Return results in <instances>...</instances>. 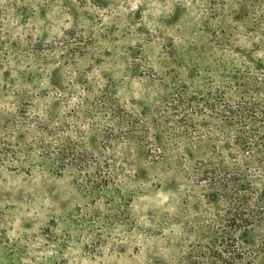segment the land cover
<instances>
[{
  "label": "rangeland",
  "instance_id": "1",
  "mask_svg": "<svg viewBox=\"0 0 264 264\" xmlns=\"http://www.w3.org/2000/svg\"><path fill=\"white\" fill-rule=\"evenodd\" d=\"M257 59L264 0H0V264H171L221 230L264 165Z\"/></svg>",
  "mask_w": 264,
  "mask_h": 264
},
{
  "label": "trees",
  "instance_id": "2",
  "mask_svg": "<svg viewBox=\"0 0 264 264\" xmlns=\"http://www.w3.org/2000/svg\"><path fill=\"white\" fill-rule=\"evenodd\" d=\"M263 146L264 61L257 59L254 65L247 67L240 82V148L257 152ZM248 169L250 162L240 165V210L230 212L223 219L221 230L190 242L171 264H264V165L260 167L259 182L247 176ZM218 173V168L212 166L205 177L213 180ZM223 187L227 186L221 189ZM255 224L261 232L258 243L241 235Z\"/></svg>",
  "mask_w": 264,
  "mask_h": 264
}]
</instances>
